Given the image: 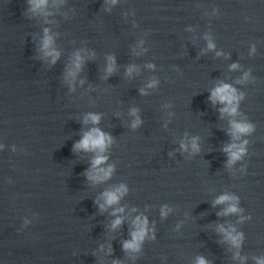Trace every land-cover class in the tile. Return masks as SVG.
<instances>
[{"label": "clouds", "instance_id": "clouds-1", "mask_svg": "<svg viewBox=\"0 0 264 264\" xmlns=\"http://www.w3.org/2000/svg\"><path fill=\"white\" fill-rule=\"evenodd\" d=\"M44 3H45V0H38V3H36L35 6L40 7V5H42ZM50 44H51V37L46 36V38L44 40V48L48 49ZM209 47L211 48L212 45L209 44ZM46 54L53 55L54 57L56 55L53 52H48ZM53 62H55V60H53ZM76 67L79 68L78 63L76 65ZM109 70H111V69H109ZM229 88H230V86L223 85V86L215 89L214 92L212 93V98L214 100L218 99L221 103L227 102L228 104H231L233 97H232V95L229 94ZM223 111L235 112V109L234 108H231V109L225 108ZM89 118L92 120L93 123H97L99 120V117L95 116V115H90ZM133 127H135V124L133 125ZM233 127H234L236 133H245L249 130L250 126L244 125V124L234 123ZM110 141H111V137L105 135L98 128H94L83 136V138L79 141V143L75 145V148L83 149L85 151L99 149L102 152L104 150V148L106 147V144L110 143ZM193 149L197 150V145L195 144V142H193ZM233 149H235V150H233ZM225 151H228L231 153V158L234 161L240 157V155L244 151V149L242 146L238 147L236 145H231L229 148L225 149ZM105 159H106V157H104L102 155H98L93 162V167L95 168L97 165H100L101 163H103V161ZM100 171L104 173L103 176L94 177V179H106L111 174V168H109L107 170L100 169ZM117 191H119V190H117ZM104 195H105L106 203L109 205L116 203L118 201V195L115 192H108V193H105ZM228 199H229V197L222 196L217 200V203H223ZM118 211H122V209H119ZM227 211L228 212H234V211H236V209L233 206V207H230L229 209H227ZM119 223H120V220L117 219L114 222L113 226L115 227ZM138 223H139V218H138ZM145 225H146V221H144L140 225L139 231L137 233L133 234V242H128L125 244L126 248H134L136 246L134 241L142 238V236L144 235ZM231 239H233L234 242L236 240L235 237H231ZM199 264H204V261L203 260L199 261Z\"/></svg>", "mask_w": 264, "mask_h": 264}]
</instances>
